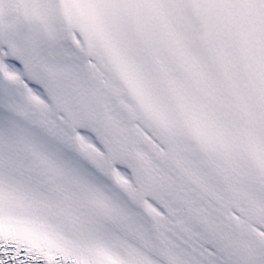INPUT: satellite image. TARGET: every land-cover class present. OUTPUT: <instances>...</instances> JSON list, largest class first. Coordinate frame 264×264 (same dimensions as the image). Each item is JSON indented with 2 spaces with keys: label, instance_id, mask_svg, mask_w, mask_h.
Wrapping results in <instances>:
<instances>
[{
  "label": "snow or ice",
  "instance_id": "obj_1",
  "mask_svg": "<svg viewBox=\"0 0 264 264\" xmlns=\"http://www.w3.org/2000/svg\"><path fill=\"white\" fill-rule=\"evenodd\" d=\"M0 264H264V0H0Z\"/></svg>",
  "mask_w": 264,
  "mask_h": 264
}]
</instances>
